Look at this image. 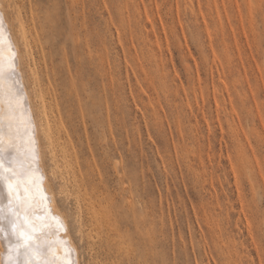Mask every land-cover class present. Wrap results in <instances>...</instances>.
Returning a JSON list of instances; mask_svg holds the SVG:
<instances>
[{
	"label": "rangeland",
	"instance_id": "1",
	"mask_svg": "<svg viewBox=\"0 0 264 264\" xmlns=\"http://www.w3.org/2000/svg\"><path fill=\"white\" fill-rule=\"evenodd\" d=\"M6 3L38 117L34 70L57 103L44 165L80 264H264V0Z\"/></svg>",
	"mask_w": 264,
	"mask_h": 264
},
{
	"label": "snow or ice",
	"instance_id": "2",
	"mask_svg": "<svg viewBox=\"0 0 264 264\" xmlns=\"http://www.w3.org/2000/svg\"><path fill=\"white\" fill-rule=\"evenodd\" d=\"M10 32L5 14L0 10V242L5 244L3 264H67V257L72 254L69 249H65L63 257L53 251L70 243L59 238L64 231L63 222L58 216H48L45 209V219L55 224L38 228L34 220L40 217L30 221L29 216L34 214L22 199L27 189L21 193L20 184L11 183L38 170L32 165L38 163L39 150L32 137L35 129L31 117L23 122L19 119L21 114L27 115L29 109L24 106L28 102L20 80L19 56ZM17 140L21 141L19 147ZM13 193H16L15 198ZM53 236L57 238L51 239Z\"/></svg>",
	"mask_w": 264,
	"mask_h": 264
},
{
	"label": "bare ground",
	"instance_id": "3",
	"mask_svg": "<svg viewBox=\"0 0 264 264\" xmlns=\"http://www.w3.org/2000/svg\"><path fill=\"white\" fill-rule=\"evenodd\" d=\"M6 1H8V3H6ZM10 1L11 0H0V10H2L4 12V14H5L7 23L9 25V28L11 29L10 38H11L12 42L15 44V50H16L17 55L19 56V65H18V68H19V71L21 73L20 80H21V83L24 86L25 97H26V100L28 102L24 106L29 109V113L27 115L21 114V116L19 117V119L21 120V122H23V121L27 120L29 116L31 117V119L33 121V127L35 129V131L32 133V137L34 138V140L36 142L35 143V148L39 150L38 163H34L32 165L33 168L38 169V170L32 172L27 178H22L19 181H12L11 183L14 186L17 183H19L20 184L19 191L21 193H24V190L27 189V191L23 195L22 199L25 200V201H27L26 207H31L32 213L34 214V215H30L29 216V220L30 221H33L34 220V217L37 216V213L44 212L45 209L48 210V213H47L48 216H58L59 217V219L64 224V231L59 234V238L64 239L66 241H69L70 243L67 244V245H62V246H60L58 248H55L53 251H54V253L56 255L63 257L64 256L65 249L67 248V249H69L72 252V254H70L67 257V264H80V259H79L77 247L75 245V242L73 241V238L71 237V235H70V233L68 231L66 219H65L64 215L62 214V212L60 211V208L57 205L56 195H55L54 190L50 186V183H49L50 180L48 178V173H47V171L45 169V165H44V161H45L44 160V148L46 147V146L44 147V144H43L44 143V140H45V142H48V144H50L49 146L51 147L55 143L54 141L57 138V137H55L56 134L59 137L58 134L60 133L61 127H62V123H60V120L61 119L59 120L58 119L59 116L57 115V113H55L56 112V108H58L57 107V103H55L51 99V97L48 95V93H49L48 88L47 87H43L40 84L39 74L34 70V73H32L33 74V77H34V83H36L35 84V91L34 92H35V95L36 94L38 95L39 101L41 103L40 104V107H42V110L41 111L38 110L39 113H41L42 116H41V118L38 117V115L36 113L35 104H34V98L35 97L33 96V92H32L33 90H31V88H30L29 80H28L26 71H25V69L23 67V52H22L24 50L27 53V55H33V43L36 40V35H35V32H34L33 28L30 27L26 23V21L24 20V17H23V15H22V13H21V11H20L19 8H17V11L15 13V18H16L15 19V21H16L15 22V25L11 22L12 20L10 21V19H9L7 13H6V10H5V6H7V5H5V3L6 4H9ZM7 39H8V35L6 34V42H7ZM25 52H24V55L26 54ZM8 54H9V52L6 51L5 52V55H8ZM31 57L33 58V56H31ZM29 59H30V57H29ZM7 103L8 102L5 101V104H7ZM21 103H23V101ZM38 105H39V103H38ZM66 141H68L67 138H66ZM7 142L8 141L6 139V143ZM16 143H17V146L19 147L21 141L20 140H17ZM60 144H61V148H59V150L61 149V151H60L61 154H59V156L60 155L61 156L59 157V159L62 158L61 160H64V162H65V160H68V162H69V160H70L69 158H70L71 152L73 153V150L71 149L72 151H70V148L68 147V145H70V144H67V142H65V141H61ZM53 146L56 147L55 144ZM55 147H53V148H55ZM58 147H59V145H58ZM52 149H50V150H52ZM50 150L48 149V152H50ZM54 150L52 152H53V155L55 156V153H54L55 151ZM56 150H58V149L56 148ZM50 155L52 156V154H50ZM57 155H58V153H57ZM52 159H54V158H52ZM73 159H74V157H73ZM71 161L72 160H70V162ZM69 164L70 163H68V165ZM70 166H71V164H70ZM59 168L60 167H58V169ZM66 168L67 167H65V169ZM60 169H62V168H60ZM63 169H62V171H63ZM69 169H70V167H69ZM68 170H66V171L68 172ZM74 171L77 172L76 169ZM74 171H73V173H74ZM60 173L63 175L64 172L63 173L60 172ZM70 175H71V173H70ZM75 177L78 178L76 176V174H75ZM73 179L75 180L74 177H73ZM81 179H82V176H81ZM81 179H80V181H81ZM74 183H75V181H74ZM83 183L84 182H82L80 186H82ZM83 186H84V184H83ZM79 190H78V192H79ZM79 194H80V192H79ZM13 196L15 198L16 197V193H13ZM39 208H41V209H39ZM37 209L40 210V211H38ZM41 216H43V215H41ZM67 221H68V219H67ZM34 222L36 223V225H37L38 228L40 226L52 227L55 224L54 221L49 223L45 219V217L44 218L43 217L42 218L40 217V219L34 220ZM56 238L57 237H55V236L51 237V239H53V240L56 239ZM0 246H5V244L3 242H0ZM0 248H2V247H0ZM2 251L3 250L1 249L0 254H1ZM3 253H2V256H3ZM2 256L0 257L1 260H3L2 258L4 257V256L3 257ZM1 263H3V261Z\"/></svg>",
	"mask_w": 264,
	"mask_h": 264
}]
</instances>
